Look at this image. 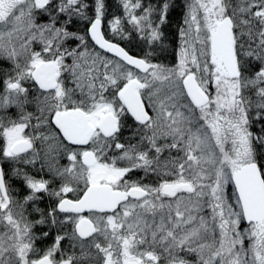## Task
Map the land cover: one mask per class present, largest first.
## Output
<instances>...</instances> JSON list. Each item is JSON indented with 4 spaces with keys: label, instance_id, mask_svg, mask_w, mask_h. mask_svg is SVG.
I'll return each instance as SVG.
<instances>
[{
    "label": "snow or ice",
    "instance_id": "6c2138e0",
    "mask_svg": "<svg viewBox=\"0 0 264 264\" xmlns=\"http://www.w3.org/2000/svg\"><path fill=\"white\" fill-rule=\"evenodd\" d=\"M119 7L0 0V264H264V0Z\"/></svg>",
    "mask_w": 264,
    "mask_h": 264
},
{
    "label": "trees",
    "instance_id": "16d2710c",
    "mask_svg": "<svg viewBox=\"0 0 264 264\" xmlns=\"http://www.w3.org/2000/svg\"><path fill=\"white\" fill-rule=\"evenodd\" d=\"M147 2V0H146ZM152 3H156L157 0H151ZM89 3H91V0H89ZM106 3L109 5L108 12L109 13H115L116 15L122 14V8L119 7L120 0H106ZM172 3L177 5H182V3H185V0H172ZM178 9L179 7H176L174 9L170 10V18H171V24L168 26L167 30L170 35V41L172 38H175L177 40L178 33H177V20L179 19L178 16ZM110 18V17H109ZM177 44V41H176ZM133 51H139L138 47H134ZM169 60H171V56L168 57ZM7 65V64H6ZM5 64H1V68H6ZM1 88V87H0Z\"/></svg>",
    "mask_w": 264,
    "mask_h": 264
},
{
    "label": "flooded vegetation",
    "instance_id": "af4514ba",
    "mask_svg": "<svg viewBox=\"0 0 264 264\" xmlns=\"http://www.w3.org/2000/svg\"><path fill=\"white\" fill-rule=\"evenodd\" d=\"M183 4L184 3H182V5ZM178 11H179L178 12L179 19L177 20V24H178V22H182V11H181V8L180 7H179ZM176 41H177V45H179L178 44V42H180L179 41V36L177 37V40ZM39 144H40V142H39ZM63 162L66 163V164L68 163V161L66 159H63ZM38 165L40 166V162L38 163ZM14 167H20L23 170L29 171L30 174H33V172L30 171V168H28L26 165L20 164V165H15ZM45 178H48V177L45 176ZM13 182H14L16 188L18 189V191H20L21 193H24L26 191L25 187L23 186L22 180L15 179ZM67 198H72V194L69 193ZM46 200H47V198H45V202H46ZM41 206H43V203L41 204Z\"/></svg>",
    "mask_w": 264,
    "mask_h": 264
},
{
    "label": "rangeland",
    "instance_id": "374dc122",
    "mask_svg": "<svg viewBox=\"0 0 264 264\" xmlns=\"http://www.w3.org/2000/svg\"><path fill=\"white\" fill-rule=\"evenodd\" d=\"M122 11H123V9H122ZM178 44H179V42H178ZM177 50H178V49H177ZM109 55H111V54H109ZM1 64H5V65H6V63L3 62V61H0V65H1ZM6 66H8V65H6ZM0 68H1V66H0ZM0 87L2 88V85H0ZM0 143H2V141H0ZM36 146H37V148H41V145L39 144V141L36 142ZM63 159H65V158L61 157V158L59 159V164H60L61 166H63V165H67L66 163L63 162ZM39 162H40V161L37 160L35 167H34L33 165H26V164H23V163H22V165H26L28 168H30V171L33 172V174H35V173L39 170V165H38ZM232 187H233V186H232L231 184L228 186V191H229V192L232 191ZM242 226H243V225H242ZM51 242H52V241H51V238H49V239L46 241V244H51ZM38 245H39V242H38Z\"/></svg>",
    "mask_w": 264,
    "mask_h": 264
}]
</instances>
